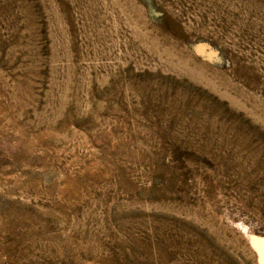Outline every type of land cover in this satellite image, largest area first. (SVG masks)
Returning <instances> with one entry per match:
<instances>
[{"label":"rangeland","instance_id":"1","mask_svg":"<svg viewBox=\"0 0 264 264\" xmlns=\"http://www.w3.org/2000/svg\"><path fill=\"white\" fill-rule=\"evenodd\" d=\"M206 248L264 264V0H0V264Z\"/></svg>","mask_w":264,"mask_h":264},{"label":"bare ground","instance_id":"2","mask_svg":"<svg viewBox=\"0 0 264 264\" xmlns=\"http://www.w3.org/2000/svg\"><path fill=\"white\" fill-rule=\"evenodd\" d=\"M172 77V76H171ZM184 109V108H183ZM207 137V136H206ZM243 139V138H242ZM238 142V141H237ZM243 165V164H242ZM258 168V167H257ZM146 225V224H145ZM152 225V224H151ZM173 233V232H172ZM153 235V234H152ZM173 234H166L165 236H164V238L162 239L163 240V242L160 244V249H164L163 250V253L165 254V255H168V252H169V250H168V248L169 247H167L168 246V244H171V243H173L174 244V242L175 243H177L176 242V237L175 236H172ZM178 235H179V233H178ZM181 236V235H180ZM159 238V237H158ZM181 238H183L182 236H181ZM185 240H187L186 239V237L185 238H183V241H185ZM178 241V240H177ZM210 244V243H209ZM175 245V244H174ZM156 246V245H155ZM171 246V245H170ZM198 246V245H197ZM200 246V245H199ZM201 248H203V245H201L200 246ZM204 247H208L207 246V244L206 245H204ZM189 248V247H188ZM210 249V248H209ZM179 250V249H178ZM203 250V249H202ZM209 252H211L210 250H207V248L205 249V253L207 254V256H204L203 258L205 259V262L206 261H208L209 263H211V264H213V262L216 264V261H215V259H213L212 257H211V255H210V253ZM219 259V258H218ZM165 263V262H164ZM177 263V262H176Z\"/></svg>","mask_w":264,"mask_h":264}]
</instances>
